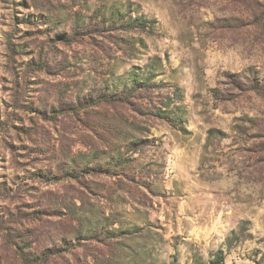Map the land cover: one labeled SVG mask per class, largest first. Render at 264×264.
Listing matches in <instances>:
<instances>
[{"label":"rangeland","instance_id":"obj_1","mask_svg":"<svg viewBox=\"0 0 264 264\" xmlns=\"http://www.w3.org/2000/svg\"><path fill=\"white\" fill-rule=\"evenodd\" d=\"M21 248L264 264V0H0V264Z\"/></svg>","mask_w":264,"mask_h":264},{"label":"trees","instance_id":"obj_2","mask_svg":"<svg viewBox=\"0 0 264 264\" xmlns=\"http://www.w3.org/2000/svg\"><path fill=\"white\" fill-rule=\"evenodd\" d=\"M145 22L140 23V27H145ZM144 25V26H143ZM144 86H147L148 83H142ZM136 86L132 87L128 93L124 96H117L114 94H103L97 100H92L82 104V109L89 108V107H96L100 104H107V105H132L130 100V95L136 91ZM148 109H151L150 107ZM160 115V114H157ZM63 251V250H62ZM62 251H54V250H47L40 254V256L32 257L25 252L23 248L18 252L20 260L22 264H47L51 258L61 255ZM214 264H225V259L223 255V251H219L217 257L214 261Z\"/></svg>","mask_w":264,"mask_h":264}]
</instances>
